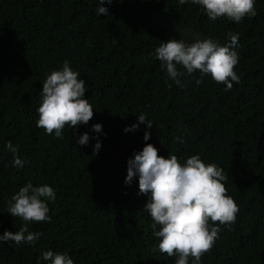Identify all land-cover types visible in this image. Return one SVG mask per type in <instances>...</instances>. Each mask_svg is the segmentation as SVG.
Segmentation results:
<instances>
[{"label": "trees", "instance_id": "obj_1", "mask_svg": "<svg viewBox=\"0 0 264 264\" xmlns=\"http://www.w3.org/2000/svg\"><path fill=\"white\" fill-rule=\"evenodd\" d=\"M98 6V0H0V235L24 223L8 213L20 187L46 184L55 191L46 201L51 220L29 224L42 235L31 244L0 243V264H49L41 258L48 250L70 255L74 264H175L177 256L158 250L144 209L150 194H138V175L125 183L127 160L146 143L182 164L199 155L229 176L225 186L239 212L235 223L219 225L201 264H264V0H255L257 14L239 23L211 20L191 0H113L102 5L107 16L97 14ZM229 32L239 34L240 76L230 90L180 65L177 85L155 57L169 39L190 44L211 37L223 46ZM65 61L85 81L94 115L75 130L66 125L56 138L37 127V108L47 75ZM140 114L152 128L139 123L124 131ZM97 123L99 133L92 130ZM85 132L88 144H77ZM8 142L18 147L23 167H14Z\"/></svg>", "mask_w": 264, "mask_h": 264}, {"label": "clouds", "instance_id": "obj_2", "mask_svg": "<svg viewBox=\"0 0 264 264\" xmlns=\"http://www.w3.org/2000/svg\"><path fill=\"white\" fill-rule=\"evenodd\" d=\"M113 0H98L97 14L108 15L104 3ZM119 2V0H118ZM188 0H178L183 5ZM202 6L211 20L227 17L239 23L244 17H254L255 0H191ZM229 43L220 45L215 39L205 37L187 44L183 40L169 39L155 49V57L162 62L167 78L181 85L184 75L177 67L182 66L188 75L199 72L201 77L210 75L217 83L225 85V90L239 84L240 76L235 71L239 56L235 51L239 34L228 33ZM167 83V80H166ZM203 83L197 79L196 84ZM171 87V85H168ZM85 81L74 71L68 61L62 69L53 70L42 84L41 102L37 108V127L49 135L62 138L65 126L75 130L80 124H87L93 117V107L85 98ZM139 123L152 128L153 122L144 114L138 115V123L126 127L124 131L136 130ZM94 132H101L102 126L92 125ZM151 133L145 131L143 139L148 141ZM87 132L77 138V144L87 145ZM183 143V140H180ZM6 147L13 153L14 167H23L18 147L11 142ZM99 140L93 145V152L99 151ZM138 175V194H150L144 209L152 218L153 235L159 238L158 250L169 257L177 256L175 264H201L202 256L209 252L218 239L219 225L235 223L239 207L228 195L225 182L228 174L215 163H205L199 155H191L182 164L176 155L167 158L158 154V149L146 143L142 150L134 152L127 160L125 183L131 184ZM55 199V191L48 185L33 186L27 183L20 187L9 201L8 213L21 218L24 223L18 231L5 230L0 235V243L12 241L16 244L34 243L42 233L29 231L32 222L50 221L49 205L46 201ZM156 250V249H154ZM49 264H74L66 253L48 250L42 253Z\"/></svg>", "mask_w": 264, "mask_h": 264}]
</instances>
